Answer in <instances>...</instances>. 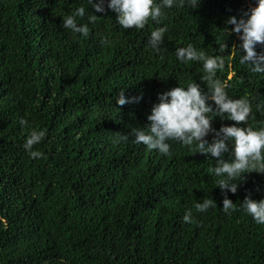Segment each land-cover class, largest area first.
<instances>
[{
  "label": "trees",
  "instance_id": "trees-1",
  "mask_svg": "<svg viewBox=\"0 0 264 264\" xmlns=\"http://www.w3.org/2000/svg\"><path fill=\"white\" fill-rule=\"evenodd\" d=\"M81 6L86 38L62 26ZM253 6L200 0L196 9H166L156 53L147 45L158 26L151 20L126 30L86 0H0V264H264V225L239 207L245 196L264 198V173L246 174L227 193L236 207L225 214L209 171L215 158L178 141L163 155L128 135L147 123L158 94L193 81L206 91L202 63L175 58L188 44L223 56L216 78L230 97L250 100L249 126L264 125L255 107L264 105V75L239 63L240 41L225 23ZM121 90L141 99L117 105ZM21 118L46 131L33 148L40 158L22 147L29 129ZM232 123L216 117L212 127ZM207 198L217 206L197 213Z\"/></svg>",
  "mask_w": 264,
  "mask_h": 264
},
{
  "label": "clouds",
  "instance_id": "clouds-1",
  "mask_svg": "<svg viewBox=\"0 0 264 264\" xmlns=\"http://www.w3.org/2000/svg\"><path fill=\"white\" fill-rule=\"evenodd\" d=\"M86 3L96 13H104L106 9L115 13L116 23L126 30L143 29L149 20L155 22L158 26L151 31L147 45L153 52L159 53L167 31L166 26H159L166 19L164 10L174 6L196 9L200 0H86ZM254 5L244 11L239 19L230 16L225 23L232 25L231 33H235L240 41L235 47L243 53L239 63L248 65L252 73L264 75V0H254ZM85 13V7H77L63 18L62 26L71 33L86 38L89 34L88 25L78 23V18L82 19ZM96 19L95 14L88 15L89 23ZM225 47V44H221L219 51L223 52ZM258 47L260 51H257ZM175 58L185 64L202 63L205 75L201 80L207 82L206 91L201 83L193 81L187 83L186 87L178 85L158 94V102L152 105L150 114L146 117L147 123L131 127L128 135L134 138L135 143L143 144L148 150H156L163 155L170 154L169 141H178L196 153L215 158V166L209 171L218 178L216 186L223 193L220 209L230 215L236 205L228 198L227 193L235 194L246 174L264 173V125L258 129L249 126L247 122L253 114L250 100L230 97L226 91L227 85L216 78L217 71L224 67L222 55H208L188 44L176 49ZM140 99V96L126 97L124 90H121L115 102L123 106L139 102ZM255 107L259 111L264 105L257 104ZM216 117L233 123L222 124L217 130L212 127ZM19 124L21 128L29 129L22 145L24 151L31 158H40L42 153L33 148L45 139L46 131L32 128L24 118L20 119ZM210 134L211 142L207 139ZM127 138L128 136L120 137ZM256 190L260 191L259 188ZM216 206L211 198L194 204L197 213H206ZM239 207L256 224L264 225V198L257 201L245 196ZM192 220V211L186 210L183 222L191 223Z\"/></svg>",
  "mask_w": 264,
  "mask_h": 264
}]
</instances>
